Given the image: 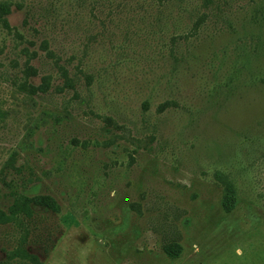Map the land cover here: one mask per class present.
Wrapping results in <instances>:
<instances>
[{
    "label": "rangeland",
    "instance_id": "1",
    "mask_svg": "<svg viewBox=\"0 0 264 264\" xmlns=\"http://www.w3.org/2000/svg\"><path fill=\"white\" fill-rule=\"evenodd\" d=\"M11 1L23 37L0 28V179L16 150L24 172L8 181L50 203L26 222L29 252L42 264H264V0ZM44 40L74 88H56ZM26 49L30 81L53 76L40 96L16 84ZM220 171L236 184L231 211ZM12 199L0 180V209ZM24 233L0 225V263L28 264L9 257Z\"/></svg>",
    "mask_w": 264,
    "mask_h": 264
},
{
    "label": "trees",
    "instance_id": "2",
    "mask_svg": "<svg viewBox=\"0 0 264 264\" xmlns=\"http://www.w3.org/2000/svg\"><path fill=\"white\" fill-rule=\"evenodd\" d=\"M214 0H204V5L209 6L213 4ZM20 7V5H17ZM13 2L11 0H1L0 1V28L8 31L9 33H15L16 35L23 37V35L12 26L9 16L13 13ZM204 17H200L197 23L195 24V28H198L200 23ZM42 48L47 51V54L56 60V65L61 72V75L64 78V85L62 87H56L58 90H65V87L74 88L75 81L70 76L69 69L60 63V58L56 56V53L50 48V43L48 40H44L42 42ZM26 54L28 55L27 61L25 63V67L23 69V77L24 80L20 83H16L19 86V89L24 91L26 94L30 96H40L41 94H45L51 90L53 87V76L51 74H46L42 76L41 83L34 84L30 81L32 77L39 75V69L32 64V60L36 58L37 52L33 51L32 53L29 49H26ZM57 57V58H56ZM168 104V102L163 105ZM2 112H0L1 116ZM18 151L14 150L6 161L3 163L1 168L2 178L0 179L4 186H6L10 190V195L12 196V204L9 206L7 210L0 209V225L15 223L19 227H21L25 233L22 236L19 245L12 251L9 256L11 259L20 258L22 261L27 262L28 264H42L40 258L26 248L29 234V226H27L26 222L31 221L35 216V205L41 206H50L49 201L46 197L39 196H30L23 192H21L19 186H17L14 181H8L7 179V171L9 169L16 170L18 173H23V166H18ZM216 177L218 178L221 186L225 190V198H224V208L227 211H231L236 204V195L237 188L234 181L231 179L230 175L225 172H217ZM24 185L28 186L30 182H32L31 178L24 179ZM165 253L172 258H176L180 256L183 251L182 244L178 242H170L164 246ZM0 264H6L5 262Z\"/></svg>",
    "mask_w": 264,
    "mask_h": 264
}]
</instances>
